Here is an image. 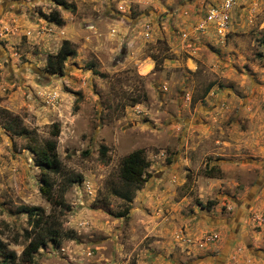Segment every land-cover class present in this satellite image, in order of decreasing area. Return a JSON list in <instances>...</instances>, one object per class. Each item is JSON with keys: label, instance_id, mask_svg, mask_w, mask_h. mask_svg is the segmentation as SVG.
<instances>
[{"label": "rangeland", "instance_id": "obj_1", "mask_svg": "<svg viewBox=\"0 0 264 264\" xmlns=\"http://www.w3.org/2000/svg\"><path fill=\"white\" fill-rule=\"evenodd\" d=\"M65 1L0 0V238L20 255L18 207L52 210L31 146L57 122L56 183L84 177L65 193L75 236L33 264H264V0H237L224 31L205 21L223 0ZM135 149L150 165L127 202Z\"/></svg>", "mask_w": 264, "mask_h": 264}, {"label": "trees", "instance_id": "obj_2", "mask_svg": "<svg viewBox=\"0 0 264 264\" xmlns=\"http://www.w3.org/2000/svg\"><path fill=\"white\" fill-rule=\"evenodd\" d=\"M59 4L68 7L65 0H56ZM58 23H62L61 17L53 14L52 16ZM75 53V49L70 40H64L56 54L48 60L51 68L59 69L63 67L66 59ZM17 116L11 117V121L6 128L16 135L27 133V128L22 125ZM60 127L57 122L52 123L51 137L45 140L43 145H33L31 150L35 154L36 164L42 171V184L40 187L43 196L51 203L52 210L46 213L44 208L38 205H20L19 212L26 213L31 224V230L24 232L26 244L20 255L16 251L9 249L3 239L0 238V252L4 254L3 264H33L34 254L45 246L48 242L60 243L63 239L73 238V230L63 228L62 216L71 207L65 199L68 188L76 182L83 180L81 173L70 172L63 176L59 184L56 183L55 176L63 170V162L57 151V138ZM105 146L102 147V151ZM86 153V152H85ZM150 162L142 149H135L126 154L119 168L122 179L121 187L114 188V193L127 202H131L135 192L140 188L146 177L144 175ZM128 209L119 212V215L126 214Z\"/></svg>", "mask_w": 264, "mask_h": 264}, {"label": "built area", "instance_id": "obj_3", "mask_svg": "<svg viewBox=\"0 0 264 264\" xmlns=\"http://www.w3.org/2000/svg\"><path fill=\"white\" fill-rule=\"evenodd\" d=\"M237 0H223L219 5L209 8L205 21L218 30L224 31L230 20L229 11Z\"/></svg>", "mask_w": 264, "mask_h": 264}]
</instances>
